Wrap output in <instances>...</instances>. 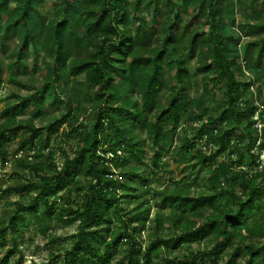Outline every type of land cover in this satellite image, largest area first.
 <instances>
[{"label":"trees","instance_id":"16d2710c","mask_svg":"<svg viewBox=\"0 0 264 264\" xmlns=\"http://www.w3.org/2000/svg\"><path fill=\"white\" fill-rule=\"evenodd\" d=\"M44 1L0 0V48L19 63L32 47L53 63L43 94L59 102L68 81L73 94L46 129L16 121L23 100L0 130V164L15 165L1 194L18 198L3 210L0 248L7 235L9 246L0 264H23L11 262L21 254L15 237L35 218L51 258L42 264H264V0H61L50 15ZM237 13L250 38L243 45L232 30ZM199 18L208 32L194 26ZM197 76L202 90L191 98ZM40 96L30 105L42 106ZM81 101L91 106L84 118ZM171 162L184 175L167 187L157 174L171 173ZM197 174L199 193L191 191ZM53 223L76 231L50 235Z\"/></svg>","mask_w":264,"mask_h":264},{"label":"rangeland","instance_id":"374dc122","mask_svg":"<svg viewBox=\"0 0 264 264\" xmlns=\"http://www.w3.org/2000/svg\"><path fill=\"white\" fill-rule=\"evenodd\" d=\"M58 3V4H57ZM61 5V0H45L44 5L42 7V10L44 11L45 15H50L51 13H54ZM235 17V25L233 26V31L236 33H239L240 35V45L245 44L247 41L250 40L243 37L242 32V26H243V17L237 13L234 15ZM165 20L163 18L162 22ZM149 25L150 22V16L148 18ZM182 23V22H181ZM160 24V22H159ZM157 24L155 27L158 29ZM229 25L230 23L227 22ZM196 26L197 30L208 32V25L206 24V18H199L197 21ZM152 31V30H151ZM154 35L153 33H150V35ZM155 37V36H154ZM155 40V38H154ZM14 41V40H13ZM12 41V42H13ZM13 44H10V47L13 48ZM12 49H6V51H3L0 48V69H1V76H0V130L6 128L7 121L10 117L13 116V112L11 109L15 105H19L20 103H24L26 106V110L22 115L17 116L16 121L26 127H33V128H44L46 129L51 124L55 123L58 118L65 112V101L66 97H71L72 92V84L70 81H68L67 87L63 88L65 93L60 94V101L56 102L52 96L49 97V94H43L44 93V84L45 79L47 78V70L51 69L53 67V63L50 59L44 58L41 54H38L37 56H34L32 47H29L27 52L25 53L24 57L19 61V63H16L15 59L11 57ZM199 53V52H198ZM186 54V53H185ZM197 59L194 58L190 60L189 62V69H193L197 66ZM23 69L25 71L24 74H19V70ZM17 76L16 78V84H12L10 82V79L13 76ZM243 75L248 76L246 71H243ZM202 76L197 77H191V81L189 83V95L191 98H198L200 95V92L202 90ZM263 80V82H262ZM22 85V86H19ZM260 86H262V96L261 98L264 99V76L261 77ZM258 85V86H259ZM62 86V84L60 85ZM257 87V84L255 83L252 88L255 90ZM215 92L217 88L214 89ZM40 93V97H42V106L36 107L33 105H30L31 103V96L36 93ZM66 95V96H65ZM160 100L159 102L161 104H164L167 96V92L163 91L159 95ZM220 97L215 96L214 100H218ZM80 101V100H79ZM208 105L211 107H215L214 103H208L205 105L208 107ZM91 106H88L85 101H81V110L79 113L80 117H86L87 113L89 112V108ZM85 109V110H84ZM88 109V111L86 110ZM91 109V108H90ZM261 109H264V106H261ZM206 113L203 112V115ZM149 119L153 120L154 116L153 113L149 114ZM189 129V128H187ZM135 134L138 135L141 139H145L146 135L144 132H140L137 128L134 130ZM47 138V136H46ZM61 138V137H60ZM56 140L59 141V139H55L53 137H50L48 139V145L50 148H56ZM16 143V141L14 142ZM15 148V144L9 146V151L12 153L13 149ZM145 153L147 157L152 155V145L150 144L149 140L145 141ZM24 155V154H23ZM25 155H30V153H26ZM28 157V156H27ZM15 165L12 162V158L9 157V162L7 165L2 166L0 164V221L2 219L3 210L5 209V203L6 202H14L17 201L18 198L11 196L9 199H5L3 195L1 194L2 191L7 189L10 185H12L14 182L9 180V176L12 175L14 172ZM168 172H171L169 174L160 172L157 174V177L159 178L160 184L163 186L170 187L171 181L179 180L184 174L182 173V166L175 164V162H171L169 164V167L166 168ZM204 183V178L202 174H197L193 178V184L191 186V191L195 193H199L202 191ZM146 200L145 198L143 199ZM142 200V201H143ZM149 204L151 205V216L155 213V202L150 200ZM14 208V207H13ZM12 208V209H13ZM131 208L135 209L136 204H131ZM40 218H35L32 221V225H30V228L28 231H26L23 235V237L16 236V242L19 245V249L21 251V254L15 253V256L12 258V261H16L17 258H21L23 264H42L45 263L50 258V252L45 247L47 246V240L44 239L40 233L38 232V224H39ZM172 224H165V228L170 227ZM76 231V224L66 227L62 226L57 223H53L51 225V231L49 232L50 235H54L56 237L61 238H67L70 235L74 234ZM5 241L8 243L5 248H0V255H4L6 249L9 246V237L8 235L5 237ZM143 244V243H142ZM144 245V244H143ZM68 245L64 246L65 248ZM191 249L197 250L201 249V245L192 244L190 246ZM61 249V248H60ZM186 250V249H184ZM58 250H56L54 253H56ZM183 253V252H182ZM181 253V254H182ZM181 254L179 256H181ZM120 258V257H119Z\"/></svg>","mask_w":264,"mask_h":264},{"label":"built area","instance_id":"2783aa9c","mask_svg":"<svg viewBox=\"0 0 264 264\" xmlns=\"http://www.w3.org/2000/svg\"><path fill=\"white\" fill-rule=\"evenodd\" d=\"M261 111H263V109H261V107H260L258 112H261ZM254 119H257V117H254ZM262 127H263L262 124L259 123V122H257V123L254 125V128H255L259 133L261 132ZM201 146H202V144H201ZM202 148L204 149V147H202ZM117 154H120V152L118 151ZM17 156L20 157L21 154L19 153ZM26 156H27V155H26ZM107 156H108L109 159L114 158L113 153H108ZM29 157H30V155H29ZM29 160H31V158H29ZM259 160H261V163H262V164L264 163V153H262V154L259 156ZM116 176H117V172H116L115 170H113V173H112V174H109V175H108V178H109V179H115Z\"/></svg>","mask_w":264,"mask_h":264}]
</instances>
